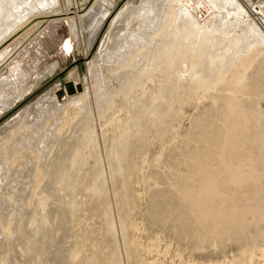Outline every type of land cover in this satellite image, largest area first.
<instances>
[{
  "label": "rangeland",
  "instance_id": "obj_1",
  "mask_svg": "<svg viewBox=\"0 0 264 264\" xmlns=\"http://www.w3.org/2000/svg\"><path fill=\"white\" fill-rule=\"evenodd\" d=\"M59 1L65 10L69 0ZM73 1L79 3L82 0ZM245 1L251 6L257 4L256 0ZM1 2L0 18L11 21L13 17L9 11L16 10L6 9L5 0ZM108 6L110 12L105 17L92 47L88 46L90 37L88 29H81L77 21L79 35L76 36L72 32V23L64 20V23L54 26L51 24L53 27H50L47 33L45 30L48 28L44 25L46 29L43 26V29L27 39L15 53L14 57L19 58L11 60L10 65L0 68V77L8 75L11 67V69L22 67L21 70L25 72L10 75V79L14 81L11 80L9 87L4 89L1 98V102L9 103L0 111V144L6 136L9 137L6 147L7 159L4 160L0 153V216L9 215L11 211L13 217L10 227L13 251L8 255L10 264H32V261H36V264H115L116 259L120 264H149L152 261L155 264H240L242 258L250 256V250H254V254L251 255V262L246 260L245 264H264L262 152H253L257 157V163L254 164L255 174L252 178L248 177L249 179L227 177L222 158L225 150L223 138L226 132L229 133L240 126L239 123L244 121L243 117L248 118V126L257 128V134L264 135L262 47L254 48L247 52L250 54L242 56L243 59H249L243 63L245 65L249 61V64L246 63L248 68L244 72V81L234 82L233 71L238 65L237 62L228 72V82L216 86L207 98H193L182 103L177 113L174 111L171 116L164 119L160 131L152 128L150 133L142 137L143 141L132 139L133 161L137 162L139 159L133 169L131 179L136 177L133 181L131 179L127 181L122 176L111 179L108 175L106 154L112 132H107L108 134L105 132L104 135L101 124L96 119L97 146L107 176L105 195L108 209L113 215L115 229H111L107 222L102 196L93 194L92 191L89 175L94 166L92 158L85 155L86 162H82V165L71 171L70 180L77 183L64 186L63 191L56 193L51 190L57 188L58 181L55 167L58 166L59 160L57 159V162L55 157L63 156L62 153H65V156L70 155L69 146L62 144L67 142L70 145L76 140L72 138L71 132L66 134L65 139L60 136L58 127L54 128V125L61 123L58 118L52 119L48 128L42 121L51 116L49 113H53L51 110L56 107V102L66 101L67 96L68 99H75L82 90H88L94 96L92 88L97 83V76L110 77V71L114 69V67L110 69L112 61L121 56V53L117 52L121 50L122 37L127 33V22L133 30L142 27L140 30L142 32L144 28H152L153 24L159 22L167 12V6L162 0H99L100 9ZM256 7L258 9V6ZM121 11L123 13L119 16ZM223 13L222 11L216 17L218 19L221 16L215 23L219 22L220 25L217 26L220 28L225 23L226 29L223 26V31L230 29L228 32L231 31L229 32L231 35L229 33L226 35L230 42L225 41L226 36L220 38L218 34L212 33L204 36L206 41L202 38L199 41L194 34L195 37L191 36L194 32L188 30L184 32V35L188 34L183 39L190 35L194 39L188 36V41L190 39L193 43L195 39L199 41L195 42L196 46L202 44V48L204 46L209 53L227 50L226 52L232 55L229 57L233 59L239 53L246 52L247 45L254 41L255 37L247 27L245 15L238 19L237 26L230 28L224 20ZM232 17L234 22L235 17ZM44 20H49L50 23L52 19ZM235 30L247 38L241 36L236 39L232 34V31L236 32ZM137 33L138 31L132 35ZM20 34L15 35L10 42ZM37 36L40 40H33ZM230 36L235 38L233 40L240 49L238 47L232 49V46L236 45ZM203 41L206 44L210 42L211 48ZM211 41L219 48L213 46L214 43ZM185 42L187 43V40ZM190 43L189 45L193 44ZM224 44L225 48L222 46ZM21 59L22 64L18 67L16 63ZM207 61L208 59L205 61L206 64L209 62ZM91 63L97 66V71H89ZM67 82L73 85L74 91L71 93L66 88ZM59 90L64 92L63 99L57 96ZM10 144L20 149L11 154L14 158L7 164L9 153L17 150L16 147H10L12 146ZM142 156L145 157L144 164L140 162ZM19 157L23 160L17 164ZM35 164L42 165L44 170L46 168L47 172L43 170L46 176L43 183L41 182L43 184L41 188L52 192L53 196L49 200L50 205L46 212L51 224L54 218L56 219L52 226L51 224L43 226V230L38 232L31 227L32 223H43L40 211L34 209L37 204L36 199L35 202L33 200L36 185L24 178L28 168L34 167ZM45 165L52 167L51 175L48 173L50 169ZM207 188L214 189L215 192L210 198L204 194ZM125 193L128 194L129 200H124ZM10 195L14 197L12 207L6 199ZM32 200L35 206H29ZM120 213L128 216L132 224L136 225L126 236L121 230ZM61 229L63 230L60 232ZM29 236H33L35 249H31L26 242ZM129 239L132 240L131 243ZM8 245V241L1 237L0 248H7Z\"/></svg>",
  "mask_w": 264,
  "mask_h": 264
},
{
  "label": "bare ground",
  "instance_id": "obj_2",
  "mask_svg": "<svg viewBox=\"0 0 264 264\" xmlns=\"http://www.w3.org/2000/svg\"><path fill=\"white\" fill-rule=\"evenodd\" d=\"M1 1L2 0H0V4H2ZM162 1L167 6V12L159 20V22L153 24L152 28L145 29L143 26L144 30L141 32L140 30L142 27H138L133 30L130 23H126L127 33L126 35H123L120 44L121 50L117 52L121 53V56L112 61L113 65L110 63V69L114 67V69L110 71V77H102V75L97 76V83L94 84L92 88L94 96H92L91 92H89L88 90H82V92H80V94L76 96L75 99H68L69 96H67L68 94H66V101L56 102V107L54 108V110H51L53 113H49V115L51 114V116L47 119L45 118V120L42 121L45 127L48 128V126L51 124V120H56L58 118L59 122L61 121V123L60 125H54V128L58 127L57 129L60 132V136L64 137L65 139L66 134L68 132H71L72 138H75L76 140L75 143L70 145L67 142L62 144L64 146H69V149L71 150L70 155L67 154L65 156V153H62L63 156L58 154L60 155V157H55L56 161L57 159L59 160L58 166H54L55 168H57L55 172H57L56 174L58 175V181L56 182L57 188L51 190L56 193V191H63L64 186H70L77 183L70 180L71 171L77 169L82 162H86L84 160L85 155L88 158H92L94 160V166L92 167L89 174L92 184V191L93 194H100L102 196L104 214L105 216H107L106 219L111 229H115V226L112 218L113 215H111V212L107 206L105 195V180L107 176L103 170L104 164L102 163L101 154L97 146L98 139L95 130L96 119H98V122L101 124L103 134L105 132H112V136L110 138L111 141L108 145L109 147L106 154L108 158V175L111 179H114L117 176H122L125 180L129 181L132 178L135 163L139 161L138 159V161L135 162V160L133 161L134 158H132V155L134 153L132 152L133 138H137L139 141H143L142 137H144L145 134L150 133L152 128L158 131L159 128H161V123H163L164 119L168 116H171L174 111L177 113L179 111L178 107L181 106L182 103L189 102L193 100V98H207V95L212 90H215L216 86L228 82V72L237 62L238 65L233 71V75L235 76L234 82L240 83L244 81V72L248 68V65L246 63H248L249 61L246 62L245 65L243 63L244 61H247L249 59H243L242 56L250 54L247 52H250L257 47H262V49L264 50V0H258L255 6L249 5L245 0ZM5 2L7 5L5 7L6 9L13 8L16 11H9V13L13 17L12 19H10L11 21H4L0 18V68L4 65H10V61L18 57H14V55L20 49L22 44L27 39H30L33 35H35V33L38 32L44 25L48 28L46 29L44 26V28L46 29V32H44L47 33L50 27H53L54 24L64 23V20L65 22L72 23V32L76 36L79 35V27L81 29L84 28L85 30L88 29L90 33L88 46L92 47L105 17L110 12V6L103 7L101 9L98 7L99 0H82L81 2H79L80 4L73 0H69L67 8L65 10L62 9V4L59 0H5ZM88 2L89 4L87 5ZM256 6H258L259 10ZM222 11L224 12V15H222L225 16L224 20H226L225 22L230 25V28H234V25L237 26L238 19H240L241 16L245 15V21L246 23H248L247 27H249L250 31L255 37L254 41L250 42L249 44L247 43V51H242L243 53H239L238 55L236 53L237 56L234 59L229 57L230 54L229 52H226V49V53L220 51L219 53L217 51V53H213V51L209 53V51H206L204 46L202 48V44H198L196 46L199 41L205 39L204 36L207 33H212L215 35L218 34L220 38H224V36L228 35V33L231 32H228V30L230 29H228L227 31H223V29L225 28L224 25H226L224 22H222L224 23V28H222V25L221 28L220 26H217L219 22L217 24L215 23V20L217 19L216 17H218ZM122 13L123 12L121 11L119 13V16ZM232 16L235 17L234 22L232 21ZM56 17L59 18L55 19ZM48 18L52 19L50 20V23L48 22L49 20H44ZM77 21H79V27L76 24ZM51 24L53 26H51ZM29 25H31L30 28H27L29 27ZM24 29L26 30L22 34H20ZM187 30L188 32H194L192 34L190 33L191 36L194 34L199 38V41L195 39V42L198 41L196 44L195 42L193 43V40H191L193 37L191 38L190 35H188L191 38L189 41H191V43L193 44L188 41V36L186 39H183V37H186L185 35L188 34L185 33L184 35V32H187ZM137 31V34L132 35ZM237 31H232V34H234V37L236 39L241 38L242 36L238 34ZM17 34L20 35L15 40L10 42L12 38ZM39 36L41 37V34ZM40 37L37 36L33 38V40H40ZM226 37L227 39L225 41H229L230 39L228 40V36ZM232 37V40L235 39L234 37ZM246 38L244 37V39ZM211 39H208V41ZM215 39L213 37V40ZM184 40H187V43ZM233 41H231V43ZM188 42L191 45H189ZM235 42L236 41H234V44ZM204 43L206 44V42ZM226 43L227 42H225V44ZM245 43L246 42H244V44ZM225 44L222 45L224 46V48ZM213 46L217 47L215 43L213 44ZM232 47V49L234 50V47L238 46L236 45ZM217 48H219V46ZM220 49L222 48L220 47ZM255 53L256 52H254V54ZM258 54L260 53L258 52ZM254 58H256V56ZM207 59L209 61H207L208 64H206L205 62ZM22 60L23 59L19 60L16 63L18 67L21 66ZM253 60L254 59H252V61ZM93 64L94 63H91V65L89 66V71H97V66H93ZM11 68L9 69L8 75L0 77V111L5 109L7 107V104H9L4 103L5 101L1 102V98L2 94L4 93V89L8 88L9 84L14 81V79H10V75L12 73L13 75H20L25 73L21 70L22 67L19 69ZM241 88L243 89V87ZM58 92V98L63 99L59 97ZM92 97L93 99H91ZM52 99L55 100L54 97H52ZM7 101L8 99H6V102ZM227 101H229V99ZM246 106H248V104ZM47 115L48 114H46V116ZM242 120V123H239L240 126L236 127V129L230 131L229 133L226 132L223 138L225 150L223 152L222 158L223 162L225 163L224 169L226 170L227 177L229 178L245 177L246 179H249L253 177V175L255 174L254 164L255 162L257 163V157L254 156L253 152H262L261 158L262 161H264V135H262L261 133L257 134V128L253 126V128H251L250 126H248V118L243 117ZM250 121L252 122V118ZM8 141L9 137L6 136L4 141L0 144V149H3L0 151V153L2 154L4 160L7 159L6 147L8 146ZM10 147L16 146L12 145ZM18 149L20 148H17V150H13L12 153H9V161L7 162V164H9L10 161L14 158L11 156V154L19 151ZM29 151L31 150L29 149ZM60 151L63 152V150ZM22 160L23 158L19 157L17 164H19ZM140 162L144 164V156L140 157ZM55 163L56 162H54V164ZM49 166H51V163L49 164ZM49 166L47 167L49 168ZM51 168H49L50 171L48 170V173L52 171ZM43 170L44 169L42 168V165L35 164L34 167L30 166V168H28L27 174L24 175V178L26 180H30L36 185L33 200L36 199L37 204L35 203L36 207L34 209L40 211L43 220L42 224H40L39 222V224H31V227H34L36 232L43 230V226H49V224H51V219L48 218L49 216L46 210L48 208V205H50L49 200H51V196L53 195L51 191L47 192L46 190L41 188V184L43 183V180L46 176L45 173L47 172L46 168L44 170L46 172H44ZM55 172L52 173L55 174ZM137 181L138 179H136L135 182ZM134 183L132 185H134ZM127 193H125V196L122 195V197L124 196V200L128 199V194L132 195L130 193ZM204 194L205 196L210 198L215 194V192L214 189L207 188ZM6 199L12 207L14 203V197L10 195L7 196ZM33 200L29 204V206H35L33 205ZM59 201L61 204L60 199ZM121 215V230L125 233L124 235L126 236L129 234L130 230H133L136 227V225L134 226L132 224V222L127 218L128 216H125L123 214ZM12 218L13 217L11 211L9 215H2V217L0 216V238L2 237L9 243L7 248H0V264H10L8 255L11 251H13V246L10 239L12 233L10 229L12 225ZM55 220L56 219L54 218V222H56ZM54 222H52V224ZM62 225L66 226V224ZM64 228L65 227H63V229ZM63 229H61L60 232ZM30 237L31 236L26 238V242L31 247V249H35L36 245H34L35 242L32 238L33 236L31 238ZM131 242L132 240L129 239V243ZM244 253L246 254L247 252ZM252 254H254V250H250V256L242 258L239 263L245 264L246 260H249V262H251ZM10 256L12 257V255ZM31 263L36 264V261H32ZM115 264H120V261L116 259ZM149 264H155V262L152 261Z\"/></svg>",
  "mask_w": 264,
  "mask_h": 264
},
{
  "label": "water",
  "instance_id": "obj_3",
  "mask_svg": "<svg viewBox=\"0 0 264 264\" xmlns=\"http://www.w3.org/2000/svg\"><path fill=\"white\" fill-rule=\"evenodd\" d=\"M66 88L68 89V91H69L70 93L74 91V90H73V85H72L71 82H67V83H66ZM63 94H64L63 90H60V91L58 92V95H59L60 98H63Z\"/></svg>",
  "mask_w": 264,
  "mask_h": 264
},
{
  "label": "built area",
  "instance_id": "obj_4",
  "mask_svg": "<svg viewBox=\"0 0 264 264\" xmlns=\"http://www.w3.org/2000/svg\"><path fill=\"white\" fill-rule=\"evenodd\" d=\"M253 1H254V0H253ZM256 1H258V0H256ZM256 1H255V2H256Z\"/></svg>",
  "mask_w": 264,
  "mask_h": 264
}]
</instances>
